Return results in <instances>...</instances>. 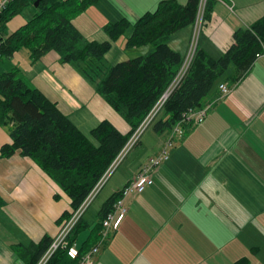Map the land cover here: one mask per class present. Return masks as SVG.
<instances>
[{"label": "crops", "instance_id": "1", "mask_svg": "<svg viewBox=\"0 0 264 264\" xmlns=\"http://www.w3.org/2000/svg\"><path fill=\"white\" fill-rule=\"evenodd\" d=\"M160 1L98 0L72 23L86 40L103 43L109 40L104 25L128 22L124 40L118 38L104 56L112 65L151 51L149 45L126 48L125 41L138 18L153 12ZM29 15L14 16L5 35L23 26ZM263 15L264 0H214L200 25L197 47L219 56L236 30ZM191 33L192 26L174 33L170 48L185 56ZM12 63L82 133L103 120L128 133L125 121L72 65L62 64L57 53L32 62L29 51L21 49L12 55ZM226 76L205 99L210 107L203 122L184 125L181 136L172 135L168 159L153 173V184L125 200L127 213L100 245L94 264H264V53L236 84ZM220 85L227 87L226 94ZM171 134L157 135L151 127L142 134L141 146L149 136L147 157L119 171L91 203L82 219L88 228L72 243L79 256L98 244L89 247L85 242L98 224L103 203L164 150ZM10 142L0 127V146ZM70 211L67 195L30 158L19 152L0 158V264H27L26 254L22 257L18 249L22 252L45 236L53 239L64 220L60 217Z\"/></svg>", "mask_w": 264, "mask_h": 264}, {"label": "trees", "instance_id": "2", "mask_svg": "<svg viewBox=\"0 0 264 264\" xmlns=\"http://www.w3.org/2000/svg\"><path fill=\"white\" fill-rule=\"evenodd\" d=\"M10 0L0 12V127L11 142L0 146V158L16 152L30 158L70 199L71 212L78 209L94 185L116 159L133 133L161 97L169 92L151 123L157 135L169 133L190 110L200 109L205 99L226 76L230 65L234 71L225 80L232 85L243 79L256 58L264 53V15L248 27L232 34L228 48L211 56L196 48L194 56L175 86L184 56L168 44L177 31L192 26L200 0H162L153 12H145L131 27L126 48L151 47L146 55L108 65L104 56L129 24L124 19L102 27L109 40L103 43L86 40L72 19L84 13L98 0ZM214 0H206L203 20L208 19ZM28 12L25 24L6 36V24L16 15ZM4 33V37L1 36ZM26 49L35 62L53 51L62 64L72 65L94 88L105 103L129 127L121 134L109 121L103 120L88 134L79 131L60 111L31 86L12 63V55ZM119 193L108 198L100 208L98 224L85 244L94 246L100 239L102 221L112 210ZM64 213L61 219L69 217ZM84 216V215H83ZM83 216L69 235L70 243L88 226ZM53 239L44 237L22 252L27 264H38ZM80 254V253H79ZM67 248L58 249L44 264H78Z\"/></svg>", "mask_w": 264, "mask_h": 264}, {"label": "built area", "instance_id": "3", "mask_svg": "<svg viewBox=\"0 0 264 264\" xmlns=\"http://www.w3.org/2000/svg\"><path fill=\"white\" fill-rule=\"evenodd\" d=\"M10 0H0V12L4 8V6ZM205 0L200 4L198 14L196 20L193 25L192 35H191V42L188 47L187 53L184 56L183 63L179 69V72L176 76L174 81L175 86L177 82L182 78L184 73L186 72L193 56L195 50L197 48V40L199 34V28L202 23L203 19V10H204ZM219 89L223 94L228 92L227 87L224 85H220ZM169 92H166L159 102L155 105V107L149 112L140 126L136 129L133 133L127 144L121 150L119 155L116 159L111 163V165L106 169L97 183L94 185L88 196L82 202V204L76 209L75 211H70V215L68 218L64 219L58 229L57 234L52 240V243L44 256L42 257L41 261L38 264H44L48 258L55 253L58 249H65L67 248V253L71 259L79 258L78 264H94V257L97 254L100 245L106 240L110 230H116L118 227L119 222L123 218V216L127 213V207L125 205V200L129 196L139 195L141 194L146 187L151 186L153 184L152 175L160 165L168 159V154L166 149L172 147V135L177 134L179 136L182 135L181 127L187 125L189 123L193 124H201L206 116V112L208 111L210 105H204L200 109L190 110L186 114H184L182 120L178 122L171 130L172 134L170 138L165 143L164 150L160 152L158 155L154 157H150L147 162L140 167L138 172L133 176V178L129 181V183L123 187L118 193L120 194L117 201L113 204L111 212L107 214V216L102 221V231L100 232V239L96 246L92 247L89 252L86 254L79 256V252L76 251V248L72 243L69 241V235L71 234L74 227L80 221L82 216L85 214L91 203L94 201L96 196L99 192L103 189L105 184L107 183L109 177L114 172L118 162L124 156V154L137 142L139 141L142 134L149 128L155 117L157 116L158 112L161 109L163 102L165 101L166 97L168 96Z\"/></svg>", "mask_w": 264, "mask_h": 264}, {"label": "rangeland", "instance_id": "4", "mask_svg": "<svg viewBox=\"0 0 264 264\" xmlns=\"http://www.w3.org/2000/svg\"><path fill=\"white\" fill-rule=\"evenodd\" d=\"M204 0H200V4L203 2ZM205 2H206V0H205ZM202 21H203V19H202ZM202 24V23H201ZM194 25V24H193ZM193 25H192V30H193ZM130 29V28H129ZM128 29V30H129ZM128 32V31H127ZM199 32H200V28H199ZM125 35H126V33L123 35V36H120V38L119 39H121V40H124V37H125ZM191 35H192V33H191ZM191 40H192V38H190V42H191ZM190 42H189V45H190ZM233 66L232 65H230L229 66V68H228V70H227V73H228V71L232 68ZM226 73V74H227ZM147 133V132H146ZM148 133H150V132H148ZM144 134V133H143ZM148 139H149V136H147V137H145L143 140H141L142 141V146L141 145H139L141 142H139V141H137L125 154H124V156L121 158V160L118 162V164H117V166H116V168H115V170H114V172L112 173V175L109 177V179H108V183L106 184V186L107 185H109L110 186V184L109 183H111L114 179H115V177L117 176V175H119V171L121 172V173H123L126 169H128V167H130V166H132L135 162H137V161H140V160H142V159H145L146 157H147V155H145L144 154V152H145V150L144 149H146V147H148L149 146V144H148ZM118 173V174H117ZM112 177V178H111ZM105 186V187H106ZM108 186V187H109ZM108 187L106 188V189H108ZM105 189V188H104ZM104 189H103V191H104ZM102 191V192H103ZM101 192V193H102ZM96 203V202H95ZM96 206V204H93V206H91V207H95ZM91 210H92V208H90Z\"/></svg>", "mask_w": 264, "mask_h": 264}, {"label": "water", "instance_id": "5", "mask_svg": "<svg viewBox=\"0 0 264 264\" xmlns=\"http://www.w3.org/2000/svg\"><path fill=\"white\" fill-rule=\"evenodd\" d=\"M40 0H37L35 3H34V6L36 7L38 5Z\"/></svg>", "mask_w": 264, "mask_h": 264}]
</instances>
